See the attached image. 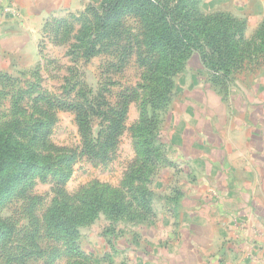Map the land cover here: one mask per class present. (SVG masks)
<instances>
[{
	"label": "rangeland",
	"instance_id": "rangeland-1",
	"mask_svg": "<svg viewBox=\"0 0 264 264\" xmlns=\"http://www.w3.org/2000/svg\"><path fill=\"white\" fill-rule=\"evenodd\" d=\"M81 12L54 15L45 22L35 60L9 62L5 68H0V125L19 120L24 128L22 137L34 136L39 141L44 139L55 147L42 151L51 153L56 164L68 153L66 150L79 152L83 139L76 112L72 109L55 108L50 101L55 105L66 102L87 107L89 137L96 140L98 134H104L109 124V111L114 110L127 93L142 92L140 85L143 69L137 62V56L143 55L138 51L136 43L129 57L123 58L125 51L122 50L139 40L140 29L136 19L127 17L121 39L104 40L97 53L87 56L82 48L75 45L79 27L77 18ZM190 68L206 70L198 51L191 53L186 60L183 69L185 73L174 76V95L158 131L163 143L166 137L178 131L177 128L183 131L185 125L190 126V112L194 117H209L207 112L210 113V118L218 117L219 113L222 117L226 115L223 102L214 92L216 88L208 87V77L205 81V76L202 79L201 73L194 71L195 81L191 77ZM233 71V78L243 89L237 88L231 93L232 111L240 107L243 101L260 103L262 99L258 95L264 97V58L246 59L236 65ZM226 91L227 87L224 89ZM224 92L221 94L224 95ZM227 98L229 99V95ZM190 100L197 101L200 105H196L195 109L190 108ZM137 103L134 100L129 104L119 142L108 160L99 162L98 159L83 154L71 165L70 176L64 185L58 184V174L61 171L60 166H56L53 170L57 173L51 171L45 177L34 179L28 191L33 198L18 191L10 201L0 206V220L14 225L12 237L0 243V264L125 262L126 254L120 248L124 249L130 244L131 234L127 231H139V223L132 224L124 217H113L100 212L94 220L78 227L76 243L84 252L80 259L63 253L60 242L44 235L43 216L54 205L55 200L76 202L74 198L82 190L92 187L126 196V187H132L127 180V167L138 159L132 139V129L139 118ZM263 109L258 106L255 112L263 113ZM157 175L158 172L152 177L150 187L156 182ZM32 202L34 207L29 211ZM30 232L32 238L28 235ZM116 246L118 251L114 249Z\"/></svg>",
	"mask_w": 264,
	"mask_h": 264
},
{
	"label": "trees",
	"instance_id": "trees-1",
	"mask_svg": "<svg viewBox=\"0 0 264 264\" xmlns=\"http://www.w3.org/2000/svg\"><path fill=\"white\" fill-rule=\"evenodd\" d=\"M201 1L101 0L97 4H88L79 14L75 45L82 48L85 55L97 53L104 40L121 39L127 17L136 19L140 32L139 40L122 48L125 51L123 58L132 55L134 43L143 55L137 56L143 69L141 94L127 93L119 105L109 111V124L96 140L89 137L87 107L66 102L55 105L50 101L55 108L76 112L83 139L79 152L66 150L68 153L56 164L51 153L42 151L55 147L44 139L22 137L24 128L19 120L0 125L1 206L18 191L33 198L28 191L34 179L45 177L51 171L57 173L53 170L56 166H60L61 171L58 184L64 185L70 176L71 165L83 154L99 162L108 160L119 142L129 104L134 100L138 102L139 118L132 129L138 159L127 167V180L132 185L126 187L127 199L122 193H108L105 189L92 187L82 190L74 198L76 202L55 200L43 216L44 235L60 242L63 253L81 259L84 252L76 243L78 227L94 220L100 212L124 217L132 224L151 222L155 217L151 179L161 167L172 165L166 156L165 143L159 139V125L174 95V76L183 71L191 53L198 51L208 80L219 93L224 92L227 82L233 78L236 65L246 59L264 58V18L248 38L244 19L227 12L204 13ZM52 123L53 120L49 124ZM66 198L70 199L69 196ZM33 207L34 202L28 210L32 211ZM13 232V224L0 220V243L8 241ZM28 235L32 238L31 232ZM72 264L83 263L75 261Z\"/></svg>",
	"mask_w": 264,
	"mask_h": 264
},
{
	"label": "crops",
	"instance_id": "crops-1",
	"mask_svg": "<svg viewBox=\"0 0 264 264\" xmlns=\"http://www.w3.org/2000/svg\"><path fill=\"white\" fill-rule=\"evenodd\" d=\"M100 1L0 0V68L35 60L52 16L78 13ZM200 7L244 19L248 38L264 18V0H202ZM191 69L193 80L197 71L207 81L206 70ZM237 88L233 78L224 95L214 91L226 115L190 112V126L164 139L172 165L158 170L151 187L156 214L150 223L138 224L139 231H127L132 240L120 248L126 254L123 264H264V112H255L264 108V97L232 111L230 95Z\"/></svg>",
	"mask_w": 264,
	"mask_h": 264
}]
</instances>
